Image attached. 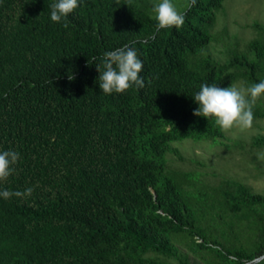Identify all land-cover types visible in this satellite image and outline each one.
Returning a JSON list of instances; mask_svg holds the SVG:
<instances>
[{
	"label": "trees",
	"instance_id": "1",
	"mask_svg": "<svg viewBox=\"0 0 264 264\" xmlns=\"http://www.w3.org/2000/svg\"><path fill=\"white\" fill-rule=\"evenodd\" d=\"M186 1L184 24L158 30L150 0H80L67 28L51 21L53 0H0V151L20 153L0 188H33L0 197V264H193L179 247L264 264V195L168 160L183 140L221 143L192 97L264 80V24L240 50L214 31L226 0ZM125 44L145 87L103 94L96 66ZM253 111L264 118L261 101ZM253 147L264 153V137Z\"/></svg>",
	"mask_w": 264,
	"mask_h": 264
},
{
	"label": "rangeland",
	"instance_id": "2",
	"mask_svg": "<svg viewBox=\"0 0 264 264\" xmlns=\"http://www.w3.org/2000/svg\"><path fill=\"white\" fill-rule=\"evenodd\" d=\"M159 0H150L153 9ZM179 12L188 6L186 0H172ZM255 23L264 24V0H226L224 11L218 15L215 32L227 34V40L233 47L244 50L248 43L257 36L253 28ZM212 53L224 62L223 44L212 43ZM238 87L245 88L240 83ZM246 89V88H245ZM264 104V96L256 103ZM221 143L193 142L190 139L174 145L179 154H169V168L181 172H198L202 180L217 184L222 179H235L250 186L254 192L264 195V162L257 161L259 149L253 147L256 139L264 137V118L254 119L250 129L241 130L234 127L224 131ZM256 156V158H255ZM179 256L187 257L193 264H210L212 256L204 251L198 256L188 253L182 248L177 250Z\"/></svg>",
	"mask_w": 264,
	"mask_h": 264
},
{
	"label": "clouds",
	"instance_id": "3",
	"mask_svg": "<svg viewBox=\"0 0 264 264\" xmlns=\"http://www.w3.org/2000/svg\"><path fill=\"white\" fill-rule=\"evenodd\" d=\"M80 6V0H53L50 5V19L54 23L65 21L63 26L68 27L67 17ZM152 11L157 21V29L181 27L185 18L172 0H159L154 4ZM42 15V14H41ZM101 63L96 66L99 72L98 84L103 94L124 93L133 85L145 87V80L140 73L143 69L142 60L137 51L130 44L112 51H106L100 58ZM90 64V62H89ZM69 79H73L69 75ZM264 95V80L245 88L231 83L227 88L215 84H202L198 92L192 97L198 108L193 115L213 119L223 131L238 127L241 130L250 129L254 122V106L258 98ZM258 158L264 160V153H258ZM20 159V153L14 150L0 151V181L7 180L14 174V165ZM33 188L24 191H10L0 188V197L10 199L13 196L21 199L30 197Z\"/></svg>",
	"mask_w": 264,
	"mask_h": 264
}]
</instances>
